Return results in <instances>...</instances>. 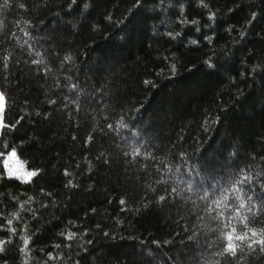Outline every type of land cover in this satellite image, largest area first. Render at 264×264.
Instances as JSON below:
<instances>
[{
  "label": "trees",
  "instance_id": "obj_1",
  "mask_svg": "<svg viewBox=\"0 0 264 264\" xmlns=\"http://www.w3.org/2000/svg\"><path fill=\"white\" fill-rule=\"evenodd\" d=\"M262 64L264 0H0V264H264Z\"/></svg>",
  "mask_w": 264,
  "mask_h": 264
},
{
  "label": "clouds",
  "instance_id": "obj_2",
  "mask_svg": "<svg viewBox=\"0 0 264 264\" xmlns=\"http://www.w3.org/2000/svg\"><path fill=\"white\" fill-rule=\"evenodd\" d=\"M236 200H237V203L239 204V208L240 209H243L244 207H245V204H244V198L239 194V193H237V195H236ZM227 201H228V196H227V194H225L220 200H217L216 202H215V205H216V207L217 208H219V209H225V208H231L232 207V205L231 204H228L227 203ZM234 215H236V216H239L240 215V211L238 210V209H236V210H234V213H233ZM217 217H219L220 218V220H221V222L223 221V218H224V212L223 211H219L218 213H217V216L216 217H212V219H216ZM231 219V218H230ZM244 221L243 220H241V223H243ZM9 223H11V221L9 220ZM246 227H247V225H245ZM224 227H230L231 228V231L230 232H226V233H224V235L226 236V237H228V239H229V242H231V239L233 238V234H235V228L234 227H232L231 225H224ZM249 231H251V233L254 235V236H256V230H254V229H249ZM235 239H237V240H242V239H246V237L245 236H243V235H235ZM259 241H257V243H258ZM262 251H264V249H262Z\"/></svg>",
  "mask_w": 264,
  "mask_h": 264
},
{
  "label": "rangeland",
  "instance_id": "obj_3",
  "mask_svg": "<svg viewBox=\"0 0 264 264\" xmlns=\"http://www.w3.org/2000/svg\"><path fill=\"white\" fill-rule=\"evenodd\" d=\"M3 104L4 99L2 95H0V111L3 107ZM11 153H14V155H11ZM11 153L6 157L5 161L7 173H12V175H9L12 177L28 179L29 177L27 176V174L30 172L25 170L18 162L16 153L14 151H12Z\"/></svg>",
  "mask_w": 264,
  "mask_h": 264
},
{
  "label": "snow or ice",
  "instance_id": "obj_4",
  "mask_svg": "<svg viewBox=\"0 0 264 264\" xmlns=\"http://www.w3.org/2000/svg\"><path fill=\"white\" fill-rule=\"evenodd\" d=\"M73 2H75V0H73ZM137 2H138V0H137ZM180 10H181V12L183 11V6H181ZM193 43H196V42L193 41ZM261 67H264V64H262ZM0 95H3L4 96L3 93H0ZM4 100H6V97L5 96H4ZM3 127H5V125H4L3 121H2V122H0V128H3ZM11 155H14V153H11ZM9 175H12V173H9ZM32 175H33V173H28L27 174L28 177H31ZM259 212H260L261 215H264V209H259ZM11 223H12V221H11ZM11 223H9V221H8V224L9 225ZM256 235H257V233H256ZM3 243H5V242L4 241H0V245H2ZM256 243H257V241H256ZM258 243L264 244V239L259 240ZM226 250H227V253L228 254H231V255L235 256L236 251H237V248H236V245L233 243V244H231V246L227 247Z\"/></svg>",
  "mask_w": 264,
  "mask_h": 264
}]
</instances>
